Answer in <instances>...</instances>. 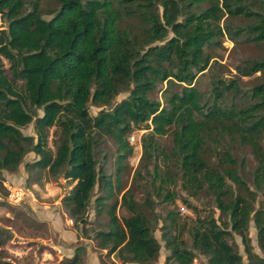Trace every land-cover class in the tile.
<instances>
[{
  "label": "trees",
  "instance_id": "obj_1",
  "mask_svg": "<svg viewBox=\"0 0 264 264\" xmlns=\"http://www.w3.org/2000/svg\"><path fill=\"white\" fill-rule=\"evenodd\" d=\"M45 4L0 0V190L8 193L1 170L16 171L32 151L26 181L36 169L72 183L63 212L121 264L157 259L156 228L165 264H189L197 252L207 264H243L234 234L245 264H264L249 235L252 221L264 253V0ZM224 37L258 47L229 77L216 51ZM30 123L34 134L23 133ZM139 128L141 156L128 178L129 136ZM245 146L254 157L249 178ZM9 237L0 227V246ZM83 249L61 264L78 263Z\"/></svg>",
  "mask_w": 264,
  "mask_h": 264
},
{
  "label": "rangeland",
  "instance_id": "obj_2",
  "mask_svg": "<svg viewBox=\"0 0 264 264\" xmlns=\"http://www.w3.org/2000/svg\"><path fill=\"white\" fill-rule=\"evenodd\" d=\"M46 5V6H45ZM46 10L54 5V0H46ZM45 17L49 14L45 13ZM4 23L0 18V27ZM171 33H169L170 35ZM217 57L224 65L223 76L229 77L235 73L233 65L242 57L254 55L258 47L253 44H234L229 38L224 37L222 45L217 47ZM258 73V72H257ZM200 86L207 84V74L200 77ZM244 83L249 84L255 81V74L244 76ZM127 92H121L114 97V102L118 101ZM99 107L89 103L91 114L96 113ZM23 133L34 134L33 124L30 123L21 127ZM146 131L145 128H139L134 131L135 142L133 153L129 157V165L126 176L130 178L141 156V147L138 141L139 136ZM111 153L114 144L110 139L103 142ZM247 159V169H243V174L249 178L251 169L254 164V157L248 146L242 150ZM32 151L24 155L23 161L19 164L16 171L1 170L5 190H0V198L6 203L0 204V227L7 229L10 237L5 244L0 246V256L7 264H61L65 256L72 255L78 244L83 245L81 259L76 264H100L102 258L107 264H121L115 253L107 254L105 248H100L93 239L91 233H86L81 224H75L62 210L61 197L68 190L72 183L68 182L62 175L54 176L47 170L33 171L32 177L26 181L27 172L23 163L34 157ZM38 174V175H37ZM35 175L40 177V181L35 182ZM191 199L195 200L193 197ZM198 202V201H196ZM168 205H157L156 210L163 212ZM120 217L128 214L124 206L117 208ZM215 215L218 210H215ZM105 218V215L100 216ZM94 212L92 201L88 208L87 227L94 226ZM41 221V222H40ZM154 235L160 242L159 255L152 264H165V256L168 253L160 238V231L156 228ZM249 235L251 237L254 249L260 253L262 251L257 246L256 229L252 221L249 224ZM237 243V250L243 257V264L246 263V254L243 251V245L240 237L234 234ZM136 264V263H134ZM167 264H176L168 262ZM189 264H207V257L197 252L196 257Z\"/></svg>",
  "mask_w": 264,
  "mask_h": 264
},
{
  "label": "built area",
  "instance_id": "obj_3",
  "mask_svg": "<svg viewBox=\"0 0 264 264\" xmlns=\"http://www.w3.org/2000/svg\"><path fill=\"white\" fill-rule=\"evenodd\" d=\"M129 140H130L131 143H134L135 142V135H134V133L129 136Z\"/></svg>",
  "mask_w": 264,
  "mask_h": 264
}]
</instances>
